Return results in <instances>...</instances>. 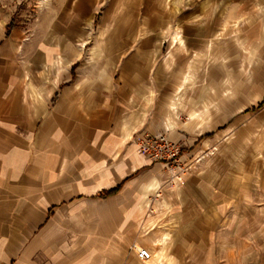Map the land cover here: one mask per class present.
Here are the masks:
<instances>
[{"label":"crops","instance_id":"crops-1","mask_svg":"<svg viewBox=\"0 0 264 264\" xmlns=\"http://www.w3.org/2000/svg\"><path fill=\"white\" fill-rule=\"evenodd\" d=\"M53 1L0 16V264H264V160L218 143L230 59L264 96V0ZM157 133L208 151L181 183Z\"/></svg>","mask_w":264,"mask_h":264},{"label":"rangeland","instance_id":"rangeland-1","mask_svg":"<svg viewBox=\"0 0 264 264\" xmlns=\"http://www.w3.org/2000/svg\"><path fill=\"white\" fill-rule=\"evenodd\" d=\"M54 4L53 0H0V16L10 19L9 26L14 24L17 29L25 31L27 35H31L40 27L41 17L47 19L46 17L54 11ZM98 25L99 21L96 18L93 25L90 26V32H98L100 29ZM255 61H257V58H242L240 63H244L249 68ZM236 62L239 63L236 59L229 60L231 73L224 78L227 79L226 82H229L230 89L225 93L229 94L234 102L239 100L244 104L232 107L234 109L232 119L218 128V132L225 133L229 130L231 133L228 138L224 137L225 139L223 138L218 142L219 148L224 150L234 148V153L238 156L242 153L243 147H246L253 153L254 160H264V96L254 95L253 91L256 87L254 88L253 86L252 88L248 78L249 74H241L240 76L239 74H234L233 67ZM239 65L241 66L242 64ZM245 78L246 81L240 85V79L244 80ZM238 88L240 89L238 90ZM205 153L207 154L208 151L200 154L202 158L197 161L192 159L188 163L191 164L189 165V172H192L197 167L199 160L205 158Z\"/></svg>","mask_w":264,"mask_h":264},{"label":"built area","instance_id":"built-area-1","mask_svg":"<svg viewBox=\"0 0 264 264\" xmlns=\"http://www.w3.org/2000/svg\"><path fill=\"white\" fill-rule=\"evenodd\" d=\"M138 149L145 155L151 157L155 161H161L169 168L178 169L173 173L169 181L172 183H181L183 175L190 171L189 165L181 161L182 149L181 145L177 142L169 140L162 133H157L152 136H144L138 139ZM195 159L194 161H197ZM135 252L138 258L147 260L151 257V253L144 247H136Z\"/></svg>","mask_w":264,"mask_h":264},{"label":"trees","instance_id":"trees-1","mask_svg":"<svg viewBox=\"0 0 264 264\" xmlns=\"http://www.w3.org/2000/svg\"><path fill=\"white\" fill-rule=\"evenodd\" d=\"M113 191L110 190V191H104L103 193H101V196H106L108 194H111Z\"/></svg>","mask_w":264,"mask_h":264}]
</instances>
